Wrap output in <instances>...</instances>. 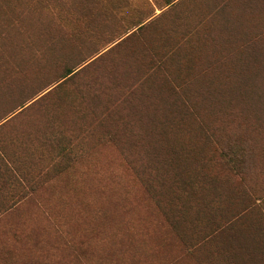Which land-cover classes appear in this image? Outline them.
<instances>
[{
  "label": "rangeland",
  "instance_id": "obj_1",
  "mask_svg": "<svg viewBox=\"0 0 264 264\" xmlns=\"http://www.w3.org/2000/svg\"><path fill=\"white\" fill-rule=\"evenodd\" d=\"M263 81L264 0H0V264H264Z\"/></svg>",
  "mask_w": 264,
  "mask_h": 264
},
{
  "label": "trees",
  "instance_id": "obj_2",
  "mask_svg": "<svg viewBox=\"0 0 264 264\" xmlns=\"http://www.w3.org/2000/svg\"><path fill=\"white\" fill-rule=\"evenodd\" d=\"M197 59H198V61L200 62L199 64H201V65L203 66V63H202L203 61H200L199 58H197ZM201 65H200V68L202 69V66H201ZM200 71H201V70H200ZM199 76H200V73H199ZM199 76H198V77H199ZM263 84H264V81H263ZM260 113H262V112L260 111Z\"/></svg>",
  "mask_w": 264,
  "mask_h": 264
}]
</instances>
